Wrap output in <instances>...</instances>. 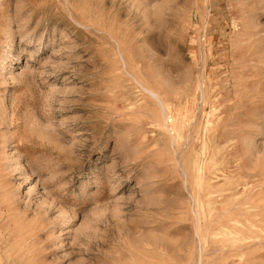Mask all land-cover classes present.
Returning a JSON list of instances; mask_svg holds the SVG:
<instances>
[{
  "label": "rangeland",
  "instance_id": "374dc122",
  "mask_svg": "<svg viewBox=\"0 0 264 264\" xmlns=\"http://www.w3.org/2000/svg\"><path fill=\"white\" fill-rule=\"evenodd\" d=\"M0 264H264V0H0Z\"/></svg>",
  "mask_w": 264,
  "mask_h": 264
},
{
  "label": "bare ground",
  "instance_id": "6f19581e",
  "mask_svg": "<svg viewBox=\"0 0 264 264\" xmlns=\"http://www.w3.org/2000/svg\"><path fill=\"white\" fill-rule=\"evenodd\" d=\"M214 162V161H212ZM211 175L213 177L212 180H214V182L218 183V182H225L226 181V175L224 172H222L221 170H219V167L218 165L215 163V165L213 164V170L211 172ZM215 194H217L218 197H222L223 194L220 192V191H217ZM217 203H214V205H216ZM222 204V203H221ZM228 212V211H227ZM239 217V216H237ZM236 216L234 217H230L228 220H227V224L224 223V220L221 221V222H218V226L220 229H226L228 232H227V237L228 239L225 240V242L227 244H229L228 246H221L220 247V250L221 251H224V249H234L233 247H235L234 243H237L239 241L238 239V230L236 229L237 226L241 223V221L237 218ZM241 217V216H240ZM251 218V217H250ZM251 224V222H250ZM220 235V234H219ZM245 241V240H244ZM231 244V245H230ZM233 244V245H232ZM227 251V250H226ZM229 251V250H228ZM230 253H233V252H230Z\"/></svg>",
  "mask_w": 264,
  "mask_h": 264
}]
</instances>
